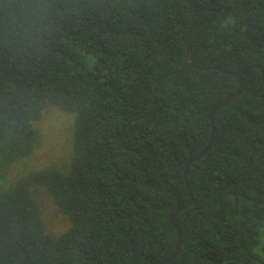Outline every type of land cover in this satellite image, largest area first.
I'll use <instances>...</instances> for the list:
<instances>
[{"label": "trees", "instance_id": "1", "mask_svg": "<svg viewBox=\"0 0 264 264\" xmlns=\"http://www.w3.org/2000/svg\"><path fill=\"white\" fill-rule=\"evenodd\" d=\"M188 1L196 69L186 0H0V264H161L191 198L170 264H264V0ZM51 109L73 115L66 166L37 178L55 236L8 180Z\"/></svg>", "mask_w": 264, "mask_h": 264}, {"label": "rangeland", "instance_id": "2", "mask_svg": "<svg viewBox=\"0 0 264 264\" xmlns=\"http://www.w3.org/2000/svg\"><path fill=\"white\" fill-rule=\"evenodd\" d=\"M72 118V114L56 109L46 111L37 124L40 139L34 153L28 160L15 165L8 178V180L26 182L36 190L35 194L38 195L49 224L47 226L49 232L46 231L51 232L52 236L63 233L67 223L61 216L55 215L53 203L41 188L37 178L43 171L62 169L66 166L71 151V135L68 128Z\"/></svg>", "mask_w": 264, "mask_h": 264}, {"label": "water", "instance_id": "3", "mask_svg": "<svg viewBox=\"0 0 264 264\" xmlns=\"http://www.w3.org/2000/svg\"><path fill=\"white\" fill-rule=\"evenodd\" d=\"M188 7H189V13H190V17H191V26H190V31L188 32L187 35V63L188 66L190 68L196 69V67L194 66V63L192 62L191 59V47H190V37H191V30L195 24V20H196V16H195V8L192 5L191 2H189L188 0H186ZM231 73V72H229ZM239 82H240V88L233 94H231L226 100H224L221 104H219L216 108H214V110L212 111L211 117H210V124H211V132H210V137L205 145V147L194 157L192 158L190 161H188V163L185 165L184 170H183V179H184V184L187 188V190L190 193V185H189V168L191 166L192 163H194L195 161L199 160L200 158H202L203 156H205L207 154V152L210 150V148L212 147V144L214 142L215 139V135H216V130L214 127V115L215 112L219 109H221L222 107L227 106L228 104L232 103L238 96H240L246 89V85L243 83V80L235 75ZM193 204V199L191 198L189 203L179 207L171 216V224L173 226V229L176 232V236H177V241H176V245L174 248L173 253L166 258L161 264H170L180 253V249H181V245H182V232L181 230L178 228V226L176 225V216L178 213H180L182 210L188 208L189 206H191Z\"/></svg>", "mask_w": 264, "mask_h": 264}]
</instances>
